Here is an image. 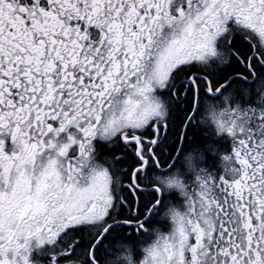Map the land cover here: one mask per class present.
<instances>
[{"label":"snow or ice","instance_id":"6c2138e0","mask_svg":"<svg viewBox=\"0 0 264 264\" xmlns=\"http://www.w3.org/2000/svg\"><path fill=\"white\" fill-rule=\"evenodd\" d=\"M0 264H264V0H0Z\"/></svg>","mask_w":264,"mask_h":264}]
</instances>
